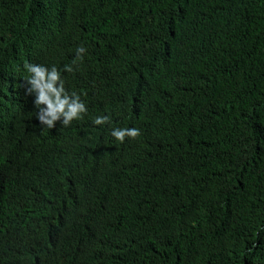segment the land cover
I'll use <instances>...</instances> for the list:
<instances>
[{"label": "trees", "instance_id": "16d2710c", "mask_svg": "<svg viewBox=\"0 0 264 264\" xmlns=\"http://www.w3.org/2000/svg\"><path fill=\"white\" fill-rule=\"evenodd\" d=\"M0 264H264V0H0Z\"/></svg>", "mask_w": 264, "mask_h": 264}, {"label": "clouds", "instance_id": "9594fccd", "mask_svg": "<svg viewBox=\"0 0 264 264\" xmlns=\"http://www.w3.org/2000/svg\"><path fill=\"white\" fill-rule=\"evenodd\" d=\"M87 49L83 46L76 49V59L73 64L83 59V54ZM27 72L30 74L26 82H22L20 87L25 88V94L36 93L34 104L40 108L37 119L41 124L49 129L55 127V122L63 117L62 124L65 127L71 126L74 120H81L87 114L88 109L79 93L72 92L71 95L65 88L64 80L60 71L53 66L51 69L44 65L25 63ZM67 72L74 69L71 65H65ZM30 85L31 87H26ZM59 85V86H58ZM74 96L75 99L71 97ZM46 105L47 107H43ZM95 125L111 124L110 115H100L93 119ZM141 135L140 129L135 127H115L111 130V136L119 143H124L126 139H137Z\"/></svg>", "mask_w": 264, "mask_h": 264}]
</instances>
